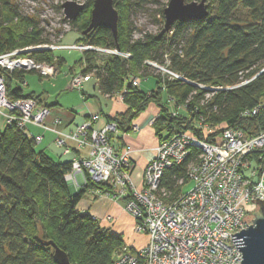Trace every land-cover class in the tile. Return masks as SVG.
Here are the masks:
<instances>
[{"label":"trees","instance_id":"trees-1","mask_svg":"<svg viewBox=\"0 0 264 264\" xmlns=\"http://www.w3.org/2000/svg\"><path fill=\"white\" fill-rule=\"evenodd\" d=\"M113 1L118 13L116 36L100 26L80 35L77 42L128 54L124 58L88 51L81 53L79 61L80 72L94 77L101 94L112 96L123 90L127 108L110 119L118 132L127 133L131 121L149 103L158 107L159 116L152 123L157 142L179 131L203 139L201 129L195 127L198 119L209 128L224 122L248 135L264 131V0H208V15L203 20L174 22L164 32L162 25L156 33L145 32L137 38H133L134 28L127 19L134 0ZM91 7L92 0H88L77 18L69 20L79 33L88 25ZM159 13L162 19V11ZM43 42L42 29L33 17L20 14L16 0H0V53ZM26 55L56 67L64 62L52 51ZM166 55V68L188 82L149 72L152 67L147 62L164 66ZM24 73L6 76L8 98L29 96L42 102L40 95L12 86V82L24 81ZM149 74L155 77L156 87L149 92L127 82L129 76L142 79ZM246 79L249 81L238 85ZM257 106L253 116L242 115ZM214 134H207V140ZM34 145L14 124L0 130V264H58L55 248L68 264H111L126 247L122 235L77 209L87 189H108L94 185L84 174V185L71 193L64 179L71 161L53 160ZM198 155L199 149L191 147L182 163L164 171L160 188L178 195V182H186L187 165ZM138 264L145 262L139 260Z\"/></svg>","mask_w":264,"mask_h":264},{"label":"built area","instance_id":"built-area-1","mask_svg":"<svg viewBox=\"0 0 264 264\" xmlns=\"http://www.w3.org/2000/svg\"><path fill=\"white\" fill-rule=\"evenodd\" d=\"M60 40L0 53V114L5 124H14L34 144L40 143L42 136L32 133L31 127L51 132L53 143L62 148L63 154L74 149L86 150L85 154L71 160L70 171L64 175L65 181L71 182L74 174H80L84 185L86 174L94 185L106 187V192L98 187L91 190L94 194L122 200L124 210L135 221L133 230L147 237L146 243L133 249V252L124 247L113 257L111 264H138L139 260L145 264H240L242 255L235 248L230 234L244 230L249 224L247 215L254 211L255 198L264 200V131L248 135L241 129L228 127L224 122L209 128L202 119H198L195 127L201 129L204 138L199 139L190 131L169 133L153 148V156L144 167L141 185L137 188L130 180L129 151L117 140L124 133L118 132L114 122L94 127L99 115L90 114L73 130L63 133L60 130L61 119L51 117L49 107L42 102L29 96L14 100L8 98L5 78L11 73L34 72L47 78L56 74L54 65L36 61L27 53L76 50L128 57V54H120L114 49L82 42L66 45ZM164 58V66L154 62H147V65L162 70L163 75L183 79L166 68L167 55ZM90 76L81 72L71 73L67 89L81 91ZM247 81L243 80L238 85ZM127 82L139 87L141 78L138 75L129 76ZM22 85H26L25 81ZM122 92L107 97L123 103ZM257 110L258 106L243 111L242 115L251 117ZM129 128L130 132L138 130L132 121ZM211 133L215 134L207 140V134ZM191 147L198 148L199 155L187 165L186 182H178L181 186L186 183L190 186L182 188L174 198L165 200L166 191L160 188L164 171L182 163ZM104 220L111 222L112 218L106 215Z\"/></svg>","mask_w":264,"mask_h":264},{"label":"rangeland","instance_id":"rangeland-1","mask_svg":"<svg viewBox=\"0 0 264 264\" xmlns=\"http://www.w3.org/2000/svg\"><path fill=\"white\" fill-rule=\"evenodd\" d=\"M68 0H16V5L20 14L33 17L37 22L38 27L43 31V39L45 41L60 40L61 44L70 45L77 42L78 37L81 35L70 22L64 18L61 4ZM76 3L84 4L88 0H69ZM169 0H134V8L127 17L133 25V38H137L142 34L151 33L154 34L163 25V18L161 19L159 11L163 10ZM102 48V47H100ZM53 55L60 57L64 62L59 66L55 67L56 74L52 78L39 77L37 73L25 72L24 81L26 85H22L19 82H12V86L17 85L21 87L23 93H34L40 95L45 103L50 105V108L56 107L61 110H68L81 104V93L79 90L67 89L68 79L71 73L78 74L81 71L79 61L81 60L82 54L76 50H55ZM103 56V55H101ZM152 67V66H151ZM154 69V70H153ZM149 72H164L160 69H152ZM141 87V88H140ZM140 90L146 91L155 87V77L151 74L147 75L146 78L141 79ZM82 90L86 94L94 95L97 101L101 103L108 102L99 92L96 86L94 77L90 76L89 81L82 86ZM163 99L165 95L163 94ZM92 98V97H90ZM169 105V104H168ZM181 113L183 111L181 110ZM6 126L3 116L0 114V130H3ZM30 131L33 133L35 130L31 128ZM54 144V143H53ZM52 144V148L45 150L49 157L53 160L66 159L65 154L62 153V148H58L55 144ZM36 150H40L39 143L34 145ZM54 147L57 148L59 156L55 154ZM57 152V153H58ZM69 156V155H66ZM180 190L187 189L190 184L186 183L182 186L178 183ZM177 195L166 193L165 200H170ZM113 202L114 211L116 212V218L113 219V223L103 221L108 227L112 229H120L123 240L127 247L140 248L146 243L147 237L144 233L135 232L133 230L135 221L131 214L124 210L123 203L119 199H110ZM257 210L255 206L254 211L247 215L249 224L253 218V213ZM113 216V217H115ZM248 224V225H249Z\"/></svg>","mask_w":264,"mask_h":264},{"label":"crops","instance_id":"crops-1","mask_svg":"<svg viewBox=\"0 0 264 264\" xmlns=\"http://www.w3.org/2000/svg\"><path fill=\"white\" fill-rule=\"evenodd\" d=\"M146 78V77H145ZM89 81V80H88ZM87 81V82H88ZM86 82V83H87ZM85 84V83H84ZM141 85V82H140ZM139 85V87H140ZM141 88V87H140ZM139 88V89H140ZM153 89H148L144 92H149ZM83 95L81 94V104L76 107L70 108L68 110L57 109L56 107L50 108L51 117H59L61 119L62 125L60 126V130L63 133H67L73 130L77 125L81 124L86 118L90 116V114H98L99 119L93 124L94 127H101L106 122L110 121V119L116 115L117 113H121L126 110V105L120 101L113 100L106 95L99 93L108 100V102L101 103L97 101L94 95L86 94L85 91L81 90ZM92 97V98H90ZM42 99V98H41ZM163 99V98H162ZM166 101V100H165ZM168 101V100H167ZM44 104L45 102L42 101ZM47 104V103H46ZM168 104V103H167ZM158 115V107L154 103H149L145 110H143L135 119L132 120L138 130L136 132H130L122 134L118 136V142L124 148H127L130 155V169L129 175L132 184L139 188L141 185V175L144 167L148 163V161L153 156V148L157 144V138L154 133V128L150 123V120ZM51 117H49L51 119ZM47 119L50 122V119ZM32 128V127H31ZM34 128V134H39L42 136V140L39 143L40 150L43 152L45 150H49L52 148L53 144V134L48 131H43L39 128ZM54 145V144H53ZM59 150V149H58ZM57 148L54 147V153L59 156ZM58 152V153H57ZM86 153L84 149H74L71 153L65 154V161H71L74 157L79 155H83ZM46 154V153H45ZM69 155V156H66ZM62 160V159H61ZM61 160H56L59 162H64ZM68 187L77 191L83 186V180L80 174H74L71 182H68ZM110 196L94 194L91 189H87L82 195L80 201L77 204V209L80 212H87L91 216L98 219L100 225L104 227H108L107 224L103 223L104 217L106 215L111 216V224L113 223V219L116 218V212L114 211L113 202ZM122 202V200H121ZM115 216V217H113ZM110 228V227H109ZM110 230L114 233L121 234L120 229H112ZM123 238V236H122ZM124 241V240H123ZM125 243V241H124ZM126 246V243H125ZM127 247V246H126ZM132 248V247H131Z\"/></svg>","mask_w":264,"mask_h":264},{"label":"water","instance_id":"water-1","mask_svg":"<svg viewBox=\"0 0 264 264\" xmlns=\"http://www.w3.org/2000/svg\"><path fill=\"white\" fill-rule=\"evenodd\" d=\"M208 0H169L162 10L163 28L161 32L170 29L174 22L203 20L208 15ZM64 18L74 20L83 11L84 5L74 1H65L61 4ZM118 13L113 5V0H93L90 9L89 22L81 32L84 35L87 31L96 27L108 28L115 37L117 32ZM69 188V187H68ZM75 193L74 189H70ZM257 210L246 228L239 232L230 234L235 248L241 253L240 264H264V200H254ZM54 259L58 264H68L65 256L56 248Z\"/></svg>","mask_w":264,"mask_h":264},{"label":"flooded vegetation","instance_id":"flooded-vegetation-1","mask_svg":"<svg viewBox=\"0 0 264 264\" xmlns=\"http://www.w3.org/2000/svg\"><path fill=\"white\" fill-rule=\"evenodd\" d=\"M92 2H93V0H92ZM84 5V4H83ZM113 5H114V1H113ZM115 8V7H114ZM163 16V15H162ZM69 21V20H68Z\"/></svg>","mask_w":264,"mask_h":264}]
</instances>
